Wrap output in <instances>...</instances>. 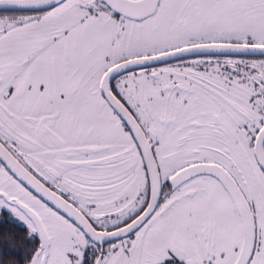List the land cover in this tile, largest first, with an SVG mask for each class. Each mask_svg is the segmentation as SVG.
Returning a JSON list of instances; mask_svg holds the SVG:
<instances>
[{
  "label": "snow or ice",
  "instance_id": "obj_1",
  "mask_svg": "<svg viewBox=\"0 0 264 264\" xmlns=\"http://www.w3.org/2000/svg\"><path fill=\"white\" fill-rule=\"evenodd\" d=\"M0 245L264 264V0H0Z\"/></svg>",
  "mask_w": 264,
  "mask_h": 264
},
{
  "label": "trees",
  "instance_id": "obj_2",
  "mask_svg": "<svg viewBox=\"0 0 264 264\" xmlns=\"http://www.w3.org/2000/svg\"><path fill=\"white\" fill-rule=\"evenodd\" d=\"M9 227H11V226H9ZM2 247H3V246H2V245H0V250H2Z\"/></svg>",
  "mask_w": 264,
  "mask_h": 264
}]
</instances>
